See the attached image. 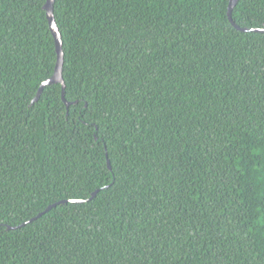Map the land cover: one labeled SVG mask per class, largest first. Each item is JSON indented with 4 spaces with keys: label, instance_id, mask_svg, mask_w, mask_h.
Instances as JSON below:
<instances>
[{
    "label": "trees",
    "instance_id": "1",
    "mask_svg": "<svg viewBox=\"0 0 264 264\" xmlns=\"http://www.w3.org/2000/svg\"><path fill=\"white\" fill-rule=\"evenodd\" d=\"M45 2L0 0V264H264V0H54L68 106Z\"/></svg>",
    "mask_w": 264,
    "mask_h": 264
},
{
    "label": "water",
    "instance_id": "2",
    "mask_svg": "<svg viewBox=\"0 0 264 264\" xmlns=\"http://www.w3.org/2000/svg\"><path fill=\"white\" fill-rule=\"evenodd\" d=\"M53 2H54V0H46V2L44 4V9H45V13H46L48 26H49V29H50L52 35H53V39H54V43H55L56 61H55V66H54V71H53L52 76L49 77L44 83H42V85L38 89V92H37L34 100H37V98L39 97V95H40V93L44 87V85H49V84H54V83H59L61 85L62 99L64 100V80H63V76H62V65H63L62 41H61L60 32L57 28V25H56L55 19H54V15H53ZM236 2H237V0H229L228 7H227V15H228V18L232 24H233V22H232V18H231V10H232V8ZM241 29L245 30V31L264 32V26L262 28H241ZM64 102H65L66 106L69 105V102H67L65 100H64ZM108 167H110L109 164H108ZM95 192H93L91 194V197L94 196ZM71 201H79V200H71ZM60 202L62 203L64 201H60ZM56 204L57 203H54V204L47 206L42 212L38 213L37 216L30 219V221L37 218L38 216H40L41 214H43L44 212H46L47 210H49L50 208L55 206ZM24 224L25 223H22L20 226H22Z\"/></svg>",
    "mask_w": 264,
    "mask_h": 264
}]
</instances>
